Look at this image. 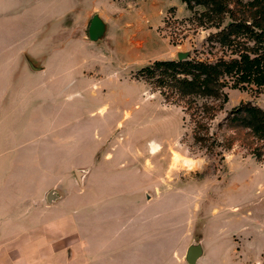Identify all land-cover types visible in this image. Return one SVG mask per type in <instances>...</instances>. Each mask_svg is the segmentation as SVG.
<instances>
[{
    "label": "rangeland",
    "instance_id": "374dc122",
    "mask_svg": "<svg viewBox=\"0 0 264 264\" xmlns=\"http://www.w3.org/2000/svg\"><path fill=\"white\" fill-rule=\"evenodd\" d=\"M251 1L234 12L250 30ZM159 2L158 21L140 27L165 42L128 50L122 36L147 14L144 0H0V264H189L195 242L197 264H264V140L226 149L238 135L222 125L242 102L264 109V87H225L211 152L184 104L139 75L178 52L235 58L254 46L250 31L223 46L215 35L232 17L220 25L188 0ZM95 14L107 24L98 41Z\"/></svg>",
    "mask_w": 264,
    "mask_h": 264
},
{
    "label": "trees",
    "instance_id": "16d2710c",
    "mask_svg": "<svg viewBox=\"0 0 264 264\" xmlns=\"http://www.w3.org/2000/svg\"><path fill=\"white\" fill-rule=\"evenodd\" d=\"M189 7L201 6V15L214 23L224 22L229 15L232 21L215 36L224 46L231 43V37L243 31H250L254 46L236 51L238 56L232 59L218 58L215 62L198 60H156L144 66L139 75L154 84L166 100L184 104L195 123L194 139L202 146L214 152L217 139L211 134V123L218 113L224 109L229 96L225 87L253 84L257 88L264 87V0H252L249 10H255V19L259 20L253 28L246 22H237L234 15L243 0H188ZM218 21V22H216ZM234 130L238 137L227 135L224 146L230 149L236 138L243 139L251 145L255 140H264V109L242 102L233 107L222 123ZM253 153L261 156L257 147Z\"/></svg>",
    "mask_w": 264,
    "mask_h": 264
},
{
    "label": "crops",
    "instance_id": "0c3cea01",
    "mask_svg": "<svg viewBox=\"0 0 264 264\" xmlns=\"http://www.w3.org/2000/svg\"><path fill=\"white\" fill-rule=\"evenodd\" d=\"M145 9L147 14L139 15V18L135 19V22L132 24L134 26V31L130 32V30H125L123 33V38L125 44H127L128 50L137 49L138 46H144L147 49H158L160 44L165 41L160 40V32L159 31H141V23L144 17H148L151 22L158 21V17L160 16V2L159 0H144ZM106 22V21H105ZM129 24V22H127ZM136 24V26H135ZM159 23L157 24V28L159 27ZM137 29V30H135ZM179 53V52H178ZM201 259V258H200ZM199 259V260H200ZM198 260V262H199ZM197 262V263H198ZM11 264V262H10ZM12 264H18L17 262H12Z\"/></svg>",
    "mask_w": 264,
    "mask_h": 264
},
{
    "label": "water",
    "instance_id": "95a60500",
    "mask_svg": "<svg viewBox=\"0 0 264 264\" xmlns=\"http://www.w3.org/2000/svg\"><path fill=\"white\" fill-rule=\"evenodd\" d=\"M106 30H107V24L104 21V19H102V17L99 14H95L92 17L91 22L88 27L89 38L92 41H98L100 38H102L105 35ZM187 57H188V53H184V52L178 53L179 60H185ZM30 64L34 66L32 62ZM78 174L79 176H81V174L83 173L82 171L81 172L79 171ZM57 198L58 197L55 191H51L48 194L49 201L53 202ZM204 253H205V250H204L203 244L201 242H197V243L195 242V243H192L187 248L185 257L189 264H197L198 260L203 257Z\"/></svg>",
    "mask_w": 264,
    "mask_h": 264
},
{
    "label": "bare ground",
    "instance_id": "6f19581e",
    "mask_svg": "<svg viewBox=\"0 0 264 264\" xmlns=\"http://www.w3.org/2000/svg\"><path fill=\"white\" fill-rule=\"evenodd\" d=\"M160 147L161 146H160L159 143L151 142V151H152V153H154V154L157 153L160 150ZM174 161L176 163H179V162L183 163L184 166H186L189 169L198 166V162L196 160L191 159V158H187V157L186 158H182L177 153H175V155H174Z\"/></svg>",
    "mask_w": 264,
    "mask_h": 264
}]
</instances>
